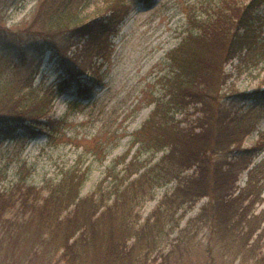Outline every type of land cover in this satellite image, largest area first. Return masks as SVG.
Returning <instances> with one entry per match:
<instances>
[{
    "label": "trees",
    "instance_id": "trees-1",
    "mask_svg": "<svg viewBox=\"0 0 264 264\" xmlns=\"http://www.w3.org/2000/svg\"><path fill=\"white\" fill-rule=\"evenodd\" d=\"M263 4L264 0H210L204 6L206 17L188 11L187 34L168 52L165 94L156 99L132 143H139L138 152L164 151L156 162L148 165L136 153L119 175L116 165L127 151L85 195L81 190L89 167L73 166L59 179L46 181L45 196L35 192V185L25 188L17 183L18 191L0 192V218L21 199L30 211L22 232L37 226L36 237L60 253L64 264H150L164 236L178 225V211L185 213L207 197L201 214L217 237L244 250L253 239L249 250L256 253L264 236V207L257 211L264 200V159L254 160L264 150V131L257 143L245 145L257 123L250 117L255 105L251 112L238 114L229 99L234 94L224 88L229 62L256 61L264 51L256 24V11ZM80 5L79 0H39L27 27L16 35H3L0 42L9 52H29L34 59L49 55L68 74L56 88L72 87L81 71L68 63V48L85 37L86 46L102 47L119 32L132 0H109L105 12L89 21L82 20ZM18 67L17 61L0 55V136L24 139L45 130L52 135L60 123L50 119L54 91L35 86L33 79H24L27 82L20 86L21 78L9 70ZM240 95L264 104V90ZM245 169L248 180L240 186L237 181ZM172 181V191L143 217L140 206L156 188Z\"/></svg>",
    "mask_w": 264,
    "mask_h": 264
},
{
    "label": "rangeland",
    "instance_id": "rangeland-1",
    "mask_svg": "<svg viewBox=\"0 0 264 264\" xmlns=\"http://www.w3.org/2000/svg\"><path fill=\"white\" fill-rule=\"evenodd\" d=\"M79 1L84 21L104 13L109 4V0ZM38 2L0 0V39L25 29ZM209 4L210 0H132V8L119 32L109 37L102 47L86 46L88 37H85L68 48V63L81 71L69 88H56L68 74L49 55L43 60L34 59L29 52H9L0 42V55L19 63L15 71L14 68L9 70L14 73L12 76L21 78L20 86L33 79L35 86L54 91L50 119L60 121L52 135L45 130L24 139L0 136V192L12 189L16 192V185L20 183L25 188L35 185V192L45 196L48 193L43 189L46 181L57 180L64 170L77 166L90 169L81 190L85 195L104 180L109 168L117 164L118 159L123 160L127 151L125 160L116 165L115 172L119 175L136 153L148 165L156 162L164 151L138 152L139 143L132 144L135 133L149 117L156 99L165 94L170 71L168 52L187 34L188 11L191 9L200 17H206L204 6ZM256 13L260 18L256 21L257 31L264 41V4ZM261 49L264 50V43ZM226 71L230 77L224 91L234 94L229 97L234 111L247 114L255 105L250 117L257 123L245 139V145L252 146L264 131V104L252 98L243 99L240 93L264 90V51L258 54L256 61L234 59L226 65ZM89 85L92 88L84 90ZM177 117L182 118V114ZM263 159L264 150L254 162ZM248 174L249 169L241 172L237 181L240 186L246 184ZM136 176L137 173L133 175ZM174 186L175 181H172L156 188L153 197L140 206L143 217ZM15 195L20 197L19 193ZM262 196L264 198V191ZM206 201L204 197L185 213L183 209L178 211V216L181 215L178 225L164 236L150 264H264L261 262L264 236L256 253L249 250L253 239L246 250L233 242H223L208 218L201 214ZM21 202V199L16 200L0 218V264H64L60 253L54 252L47 241L36 237L37 226L22 232L21 224L29 220L30 211H25ZM257 207V211L263 208L264 200Z\"/></svg>",
    "mask_w": 264,
    "mask_h": 264
}]
</instances>
